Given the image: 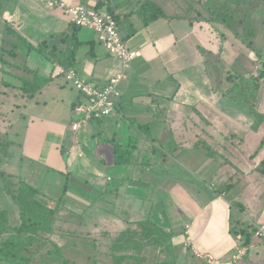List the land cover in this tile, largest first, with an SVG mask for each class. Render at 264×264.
Instances as JSON below:
<instances>
[{
  "label": "crops",
  "instance_id": "0c3cea01",
  "mask_svg": "<svg viewBox=\"0 0 264 264\" xmlns=\"http://www.w3.org/2000/svg\"><path fill=\"white\" fill-rule=\"evenodd\" d=\"M61 1L68 7L82 4L116 16L122 37L130 48L139 52V56L126 68L121 60L108 54L97 33L74 27L62 10L52 9L42 0H0V19L26 48V55H22L19 63H11L13 68L14 65L18 67L17 73L12 72V68H0V79L4 77V72L9 71L14 74L15 80L20 77L22 81H31L36 72L49 79L48 84L32 99H27L28 95L19 91L16 93L19 99L25 100L20 117L24 123V134L16 145L22 158L29 163V168L34 165L48 167L45 169L46 177L54 182L64 178L65 185H68L65 198L79 210L100 206L103 193L114 186L116 191H112L114 194L107 202L111 203L112 209L121 208L131 215L128 219H121L124 224L118 226L125 227L126 220L138 221L150 217L158 226L175 235L173 245L177 264H211L208 255L219 264H264V243L255 235L248 250V260L244 261L246 248L239 247L231 234L232 201L225 193H216L211 188L217 181L210 183L209 177H221L223 174L219 170L223 164L219 166L216 162H207L200 155L198 161L203 162L202 167L206 164L200 170L198 165L192 169L184 161V158L192 160L195 157L192 150L199 155L200 151L194 148L199 139L210 142L216 137L215 130L210 132L215 126L221 130L222 136L229 129L228 132L232 131L236 138H241L239 147L244 144L243 141L246 143L247 136L254 137L250 142L255 148L264 128L262 125L253 129L252 117L227 103L220 93L201 90V85L196 91L187 76V68L181 83L170 76L171 70L168 71L166 66L178 63L180 57L175 50L179 39L174 37L173 31L183 29L177 23L184 24L197 37L200 31H206V27L200 28L197 19L191 22L174 18L175 15L189 13L190 18H196L198 2L152 0L172 18L145 24L143 15L148 7L145 0ZM99 3L103 5L98 8ZM164 25L170 29L165 37L159 35L156 27ZM209 29L223 33L224 38L229 40L235 39L223 26H211ZM205 38L212 47L214 42ZM46 40L49 41V48L55 49L56 54L61 56L70 42L74 43L76 49L69 51L66 57L70 66L53 63L38 50V45ZM17 46L13 42L11 49L5 50L15 59L18 57ZM211 47L209 49L212 50ZM161 53L171 60L161 61ZM1 55L0 59H3L5 55ZM196 59V64L205 69L203 54H198ZM235 59L229 63V71ZM223 60L227 61L221 55L225 72ZM69 69L97 86H105L111 78L124 74L119 84L122 95L117 111L102 120L82 124L77 131L72 130L73 123L77 121L73 109L81 97L63 78L62 71ZM201 76L209 80L205 70ZM170 79L172 81L168 83ZM156 101L167 111L163 122H157L153 117L152 109ZM258 110L264 113V90L258 100ZM221 112L228 115L227 119L222 118ZM145 126L148 127L144 129ZM183 139H187L186 145L192 148L189 152L185 151ZM171 142L181 144L177 150L162 148ZM113 143L137 144L136 162L116 164ZM153 146L166 153L168 160L142 165V155ZM263 151L257 153L255 149L260 157ZM250 174L252 172L247 175ZM253 178L255 184L248 180L254 190L251 195L259 191L254 188L257 181H261L258 177ZM42 193L46 196L45 191ZM75 193L89 202H78L72 196ZM244 208L248 223L253 227L264 225V202L253 196Z\"/></svg>",
  "mask_w": 264,
  "mask_h": 264
},
{
  "label": "trees",
  "instance_id": "16d2710c",
  "mask_svg": "<svg viewBox=\"0 0 264 264\" xmlns=\"http://www.w3.org/2000/svg\"><path fill=\"white\" fill-rule=\"evenodd\" d=\"M194 1H197L199 6L196 18H190L188 14H178L174 18H183L189 21L205 20L211 26H223L256 57L255 60L248 57L247 62H241V59L237 57L231 65L232 71L227 77L231 84L229 88H225L223 86L224 69L221 63L222 43L219 45L218 51L209 49L205 56L204 49H202L201 52L205 57L204 65L208 72V78L213 82L214 93H220L222 99L227 103L238 107L252 117L251 126L253 129L264 126V113L258 110V100L264 90V0H216V3L213 2V7L208 5L209 0H187L186 2L194 4ZM145 2L148 5L147 12L143 15L145 24L163 18H172L156 2L152 0H145ZM102 5L103 3H99L97 6L99 8ZM114 18L118 23L116 16ZM220 36L221 39H224L225 35L220 33ZM123 40L127 43L126 39L123 38ZM25 43L30 47L27 41ZM37 48L53 63L68 67L70 64L66 62L67 53L76 49V46L70 42L62 56L56 54L55 49L49 48L48 40L38 45ZM14 67L18 68L16 65ZM13 75L10 71L4 72V77L0 79V109L6 104L13 105L15 103L12 102L15 96H11V91H19L28 95L27 99H32L49 82V79L37 72L34 73L31 81L25 79L22 81L20 77L16 81L15 76L12 80H7L5 77ZM14 106L20 107L16 104ZM152 114L157 122H163L167 117L166 109L157 101L153 105ZM258 142L260 144L256 148L257 153L264 149V135L258 139ZM180 144L171 142L162 148H167L170 151L177 150ZM205 145V141L199 139L194 148H201ZM206 146L210 150V157L217 158V153L211 149L213 147ZM113 149L116 164L128 165L136 162L137 144L119 145L113 143ZM142 157L144 159L141 162L142 165H151L167 161L168 155L153 146L147 148ZM255 171L264 175V159L255 167ZM9 183L5 184L4 190L17 205L20 217L18 223H13L7 210H0V262L12 264H36L37 262L42 264H101L100 262L103 264L104 262L106 264H177L173 245L175 235L158 226L150 217L138 221L126 220V227L123 230L115 231L114 234L110 232L113 237L111 243L106 245L105 258L98 259L96 253L98 241L92 234L93 231L90 229L76 231L72 227L64 230L59 225L60 222H64L60 213L67 208L65 204L67 184L57 200L49 199L48 201L40 189L23 179L12 184ZM225 185L215 186V192L224 193L222 191ZM113 187H109L103 193V200L107 201L112 197L114 194L112 191H116V188L113 189ZM40 196L46 198L47 201H42ZM53 203H55L54 207L51 206ZM239 208L241 211L244 210L243 206H239ZM66 210L72 216L70 209ZM78 218L79 221H72L74 226H88L87 221L82 222V216ZM255 232L256 227H253L242 216L237 217L234 222L232 221L231 234L234 240L239 247L246 248L244 261L248 260V250ZM104 234L108 235L109 231ZM55 236L68 238L76 246L71 247L75 253L79 252L77 249L79 242L82 243L87 248V253L83 254L82 258L70 257L66 254L64 247L55 242Z\"/></svg>",
  "mask_w": 264,
  "mask_h": 264
},
{
  "label": "rangeland",
  "instance_id": "374dc122",
  "mask_svg": "<svg viewBox=\"0 0 264 264\" xmlns=\"http://www.w3.org/2000/svg\"><path fill=\"white\" fill-rule=\"evenodd\" d=\"M184 0H182L183 2ZM213 2L216 3V0H209V6L213 7ZM193 4V2H191ZM2 9V7H1ZM101 13L104 12L100 11ZM195 13V11H193ZM1 14L3 17V12L1 10ZM185 15V14H183ZM190 15V13L188 14ZM191 16V15H190ZM200 28L206 27V31H200L199 36L197 37L196 34H192V30H188V28L182 24L177 23L178 27H182L183 30H174V37L179 39V42L176 45V51H178V54L180 55L179 59H177L178 63H173L171 66H166L168 68V71L171 70L170 76L175 79V82L181 83L182 79L184 78V69L187 68V76L189 80L193 83V86L195 90L197 91L198 88L201 85V90L205 91H212L213 90V82L212 80H207L201 74H203V70H205L206 77L208 78V72H206V68H202V66L199 64L197 65V56L198 54H203L201 51L204 49V56L207 51H209V47L211 45L206 40L205 37H208L209 39L213 40L214 43L212 45V50L218 51L219 45L222 43V51L221 55H224V59L226 58L227 61L223 60V64L225 65V72L223 75V86L225 88L228 87L231 83L227 80V77L229 73H231L232 69H230L229 63H232L233 59L239 57L238 59H241V62H247L248 57H252V59H256L254 54L246 48L244 45L242 46L239 41L236 39H221L220 33L216 30L210 31L209 28H211V25H209L205 20H198ZM159 30V35L165 37L168 36L166 32H168L170 29L168 25L164 26H156ZM120 28V27H119ZM89 30V29H87ZM173 30V29H172ZM92 31V30H90ZM121 34V33H120ZM122 36V35H121ZM227 37H230L227 35ZM13 42L17 43L16 52L18 53V57L12 58L9 53H6L5 50L11 49V44ZM227 44V45H226ZM0 54L2 53L1 57L5 55V57L0 59V68L1 69H9L12 68V72L17 73V69L14 67L11 63H19V60L22 59V55H26V48L25 44L18 40L15 33L9 31L6 29L5 22L0 19ZM217 54L218 52H214ZM163 56H161L162 60L170 61L171 59H167L166 55L164 53H161ZM186 54V55H185ZM188 55V56H187ZM183 56V57H181ZM205 58V57H204ZM247 59V60H246ZM201 60V56L199 57V63ZM253 61V60H252ZM248 64V63H246ZM15 66V65H14ZM249 66V65H248ZM251 66V64H250ZM253 67V66H251ZM248 68V67H247ZM247 72V71H246ZM14 75L6 76L7 80L13 79ZM172 81L171 79L168 80V83ZM214 92V91H212ZM15 91H11V96H15L12 104H6L5 107L3 106L0 109V210H7V212L10 214L11 220L13 223L19 222V209L17 205L14 203L12 197L7 194V192L4 190L5 184L9 183L12 184L13 182H18L20 179L25 180L30 185H35L38 188H40L42 191L46 192V198L57 200L60 195L63 192L64 185H65V179L60 177L58 182H54L46 177L47 171L45 170L48 167H38V166H31V169L29 168V163H27V160H24L20 154V149L17 147L16 143H18L24 134V128L22 125L24 124L22 122V112L24 108L21 106L24 104L25 100L19 99ZM20 105V107H15L14 105ZM212 107V105H211ZM222 118L227 119L228 115L226 113H222ZM212 126H210L211 128ZM214 127V129H210V132H214L216 137L212 141H205L206 145H210L213 148H211L213 151L217 153V158H211L210 157V150L208 149V146H202L200 149L196 148L198 151H200L199 155L195 154L192 150V148L187 144V139H183L182 142L185 146V151L189 152V150H192L191 152L195 157L191 159L184 158V161L192 166V169L195 168L196 165H198L199 169L201 170L203 166V162L198 161L199 156L203 155V159L207 162H216L219 166L222 165L221 169L219 170L220 174H223L219 178H210V183L212 181L216 182L211 188L214 190L215 186L218 185V187H221L222 185L226 184L223 188V191L228 198L232 201L231 203V220L234 222L237 217H243L245 218V215H247L246 209L244 208L243 211L240 210L239 206H244L247 208V204H249L250 201L253 200V196L258 198L259 201L264 202V175L261 173L255 172V167L259 165L261 162L260 159H264V151L261 154V157L259 154L255 153V145L250 142L251 138L247 136L246 143L240 146L241 144V138H236L235 133L232 131L228 132L229 129L225 130V135L222 136L220 133L221 130H218ZM183 128V127H182ZM23 131V132H22ZM183 132V131H182ZM209 132V130H208ZM223 133V132H222ZM213 134V135H215ZM262 135H264V128L262 131ZM257 139V138H256ZM245 140V139H244ZM223 143V144H221ZM255 144V143H254ZM260 144V143H259ZM258 144V146H259ZM257 146V147H258ZM194 149V148H193ZM259 158L257 161L255 158ZM202 159V160H203ZM249 159V160H248ZM168 160V158H167ZM219 160V161H216ZM254 172H253V171ZM209 170H207L208 172ZM249 172H252V174H249ZM254 173V174H253ZM245 179L243 180V177ZM54 177V174H53ZM52 177V178H53ZM258 177L261 181H257L256 190L257 193L255 195H251L254 193V190L251 188V184L254 183V178ZM51 178V179H52ZM216 180V181H215ZM245 180L247 182H245ZM250 180V182H248ZM263 181V182H262ZM54 184H53V183ZM228 182V183H227ZM245 182V183H244ZM211 186V185H210ZM232 186V188H231ZM215 191V190H214ZM223 194V193H222ZM74 198L77 199L78 202H81V200L89 202L87 199L79 197L78 194L72 195ZM42 201L46 202V198L40 196L39 197ZM50 200V201H52ZM100 203L98 207L92 208L90 211L86 210H79L80 208L76 205L72 204L71 202H67V199H65L66 207L60 215H62L64 222H60L59 225L64 228V230H67L69 228H73L76 231H84L86 229H90L93 231L92 234L96 236V239L98 241V245L96 248V253L98 259L105 258V253L107 252V246L111 243L112 237L115 231L123 230L121 226H118V224L123 225V221H120L121 219H128L131 217V215H128L127 212L123 211L121 208H118V210L112 209L111 203L103 200V197L100 198ZM93 202V201H92ZM104 202V204H103ZM94 204V203H93ZM52 207L55 206V203L51 205ZM70 207V208H69ZM66 209H70L71 215H69L68 211ZM94 209V210H93ZM86 212V213H84ZM89 214V216H87ZM131 214V212L129 213ZM82 216L83 221L88 223L87 227L84 226H74L72 223L79 221L78 217ZM73 221V222H72ZM117 222V223H116ZM125 226V225H124ZM126 227V226H125ZM164 229V228H163ZM109 236L104 234L108 233ZM110 232L113 233L110 235ZM169 233V232H168ZM1 240V239H0ZM54 240L56 243L60 244L64 247V250L66 254H68L70 257H76V258H82V255L87 253V248L79 242L77 249L79 252H74L73 248L74 246L68 238H59V236H55ZM69 246H67V245ZM241 249V248H240ZM105 261V260H104ZM103 264L102 262H100ZM0 264H12L8 262H0ZM36 264H42L41 262H37ZM106 264V262H104Z\"/></svg>",
  "mask_w": 264,
  "mask_h": 264
},
{
  "label": "built area",
  "instance_id": "2783aa9c",
  "mask_svg": "<svg viewBox=\"0 0 264 264\" xmlns=\"http://www.w3.org/2000/svg\"><path fill=\"white\" fill-rule=\"evenodd\" d=\"M42 1L52 9L62 10L76 27L97 33L108 54L121 60L126 68L139 56L137 50L124 42L118 23L111 13H101L94 7L82 4L68 7L61 0ZM62 73L65 82L76 89L81 97L73 109L77 121L73 123L72 130L77 131L82 124L102 120L117 111L118 101L122 95L119 84L124 79V74L111 78L105 86H97L83 79L73 69L63 70ZM254 235L264 243V225H258ZM207 257L211 264H219L213 257L209 255Z\"/></svg>",
  "mask_w": 264,
  "mask_h": 264
}]
</instances>
